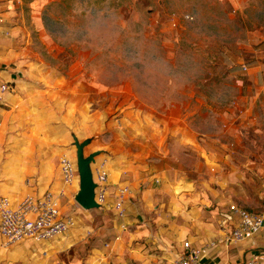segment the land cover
<instances>
[{"label":"rangeland","instance_id":"obj_1","mask_svg":"<svg viewBox=\"0 0 264 264\" xmlns=\"http://www.w3.org/2000/svg\"><path fill=\"white\" fill-rule=\"evenodd\" d=\"M13 1L15 48L27 58L9 94L39 87L29 96L47 91L60 101L61 117L58 126L41 118L35 125L4 124L1 160L15 151L41 153L61 177V157L76 160L75 136L91 141L85 156L101 149L94 170L103 154L114 153L127 165L140 164L144 186H158L149 178L163 169L179 196L190 184L186 191L207 199L208 211L262 205L264 0ZM18 133L23 138L8 139ZM57 135L62 140H49ZM67 189L79 191V181ZM62 205L63 215L75 219L67 233H78L80 257L86 260L90 243L103 242L97 233L117 242L121 222L112 208L97 209L86 223L88 212L75 196ZM159 244L152 264H174L180 248ZM104 246L112 248L109 241Z\"/></svg>","mask_w":264,"mask_h":264},{"label":"crops","instance_id":"obj_2","mask_svg":"<svg viewBox=\"0 0 264 264\" xmlns=\"http://www.w3.org/2000/svg\"><path fill=\"white\" fill-rule=\"evenodd\" d=\"M238 6H241V3ZM16 16L14 1L0 0V83H16L23 61L27 58L22 53L25 59H20L21 50L15 48L19 44ZM32 88L25 89L23 95H6L0 103V127L14 120L21 122L19 119L23 120L22 126L35 125L40 118L47 120L48 122H44L48 124L54 119L55 125H59L60 101H54L51 94L47 96V91L41 92L42 95L38 97L29 96ZM32 90L39 91L40 88L34 87ZM66 103H74V97H66ZM63 116L69 117L68 114ZM32 119H35V122ZM23 136V133H18L9 135L8 139L14 141ZM55 137L49 140L60 141L63 138H59V135ZM100 150L96 147L92 152ZM15 157L17 161L14 160ZM43 157V154L32 151H15L9 153L5 160H1L0 156V196L11 197L14 203H19L23 196L31 193L40 195L49 190L62 191V204L66 201L68 205L69 198L74 197L78 190L66 189L59 171H51L44 163ZM107 159H110L109 204L114 203V193L120 185H128L132 193L131 201L127 205L126 230L123 231L120 227V230L116 229L115 237L119 236L120 240L115 242L114 238L107 237L106 233H97L99 237L103 236V242L97 240L90 243L86 247L85 260L74 248L78 233H66L45 243L25 242L12 245L7 244L0 236V264H84V261L86 264H152L155 258L152 252L159 242L164 248L166 242L183 252L182 241L189 242L201 252L200 264H246L255 255L264 258V227L255 237L243 243L221 245L218 241L223 233L220 232L218 220L229 218L231 213L226 210L221 213L208 211L205 208L207 199L201 194L186 191L191 186L188 183L181 187L186 193L179 196L175 190L177 184L166 183L165 169L149 178L159 183L158 186H144L139 177L140 164L127 165L124 163L125 156L114 153L103 154L99 163ZM126 175H132L133 178ZM261 210L260 203L255 211L251 212ZM86 212L87 223L94 219L97 210ZM108 241L112 248L104 246Z\"/></svg>","mask_w":264,"mask_h":264},{"label":"built area","instance_id":"obj_3","mask_svg":"<svg viewBox=\"0 0 264 264\" xmlns=\"http://www.w3.org/2000/svg\"><path fill=\"white\" fill-rule=\"evenodd\" d=\"M189 19V17H188ZM247 70V67H243ZM11 92L8 83L0 84V103ZM108 161L92 169L96 183L95 201L101 208H112L120 220L121 229L126 230L127 205L131 201V188L120 185L115 190V200L108 203L110 195V169ZM60 173L64 187H72L79 181L76 160L63 156L60 159ZM63 192L47 191L40 195L26 196L20 203L12 204L7 197H0V236L7 244L25 242L45 243L66 234L74 225L75 219L62 213L61 198ZM231 216L219 222L223 233L218 243L221 245L240 244L255 237L264 227V192L261 212H251L235 206L231 207ZM234 218L236 220H234ZM232 225V226H231ZM116 240H120L117 236ZM213 245V244H212ZM201 252L184 241L183 252L177 256L174 264H200ZM246 264H264V258L253 256Z\"/></svg>","mask_w":264,"mask_h":264},{"label":"water","instance_id":"obj_4","mask_svg":"<svg viewBox=\"0 0 264 264\" xmlns=\"http://www.w3.org/2000/svg\"><path fill=\"white\" fill-rule=\"evenodd\" d=\"M76 147V164L79 175V191L75 195L77 204L86 211L101 209L95 201L96 183L93 179L92 165L96 161L98 152L85 156V147L90 144V140L80 143L77 137L73 136Z\"/></svg>","mask_w":264,"mask_h":264}]
</instances>
